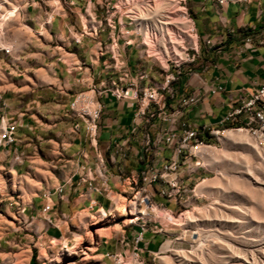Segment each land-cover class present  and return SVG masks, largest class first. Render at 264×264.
Listing matches in <instances>:
<instances>
[{
  "label": "crops",
  "instance_id": "crops-1",
  "mask_svg": "<svg viewBox=\"0 0 264 264\" xmlns=\"http://www.w3.org/2000/svg\"><path fill=\"white\" fill-rule=\"evenodd\" d=\"M85 1L78 2L77 12L86 8ZM232 1L235 3L220 12L217 0H190L199 36L202 39L211 38L214 45L202 44L203 54L191 69L199 77L185 71L173 84L175 95L167 96L166 110L171 112L180 106L183 99L201 94L205 84L221 87L224 92L205 95L197 104L186 107L180 118L181 124L196 128L218 125V130H222L221 120L233 109L228 92L245 89L251 93L264 80V0ZM46 3L51 5V0ZM162 5V9L168 12L177 10H172L173 6L164 1ZM94 8V4L90 6V9ZM154 13L159 15V11ZM195 18L200 20L199 27ZM28 20L36 27L41 26L44 13L38 1L29 7ZM70 28V21L64 15L57 17L46 30L51 34L47 48L21 54L18 62L11 67L0 66V132L11 120L18 121L15 142L0 146V175L9 184V189L6 185L1 190L0 198L10 195L8 209H14L12 223L19 226V230H16L19 234L10 244L18 246L25 253L29 252L25 264H44L41 249L46 251L48 257L53 256L57 252L56 247L68 238L67 233L86 229L83 226L92 228L95 226L93 222L102 218V212H106L110 218L121 200H126L131 194L129 177L138 175L152 156L144 153L143 138L147 133L155 137L160 127L167 126L159 115L137 116L138 104L126 99L119 100L108 93L96 97L104 105L98 140L91 142L84 131L79 135L73 133V126L78 121L70 115V106L76 95L106 82L99 76L102 65L96 60V41L85 39L81 45L73 43L72 50L76 51L74 62H81L83 66L75 67L64 59L59 60V48L68 44ZM71 33L74 34L73 31ZM250 38L252 46L249 47L245 43ZM102 39L106 40V37L102 36ZM120 46L121 49L125 46L127 53L123 59L136 72V48L128 47L124 41ZM45 51L49 53L45 54ZM143 69L150 74V78L141 85L163 84L165 74L155 71L152 66H143ZM2 70L9 75L8 82L3 80ZM40 70L46 72L49 82L38 75ZM225 132L223 139L236 143L249 141L247 132ZM248 134L252 135L250 132ZM207 152L211 164L218 162L217 150L211 148ZM163 154L170 156L168 151ZM38 167L46 168L48 174L38 177L35 172ZM8 177L11 181L15 179L13 190ZM206 182L204 180L203 183ZM162 188L166 189V186H156L155 199L165 204L157 193ZM17 196L29 198L25 202V212L15 207ZM165 205L169 207L173 204ZM169 216L174 219V225L185 224L184 215L182 221L171 214ZM137 231V228L126 230L125 247L119 242L123 233L105 236L100 242L97 240L94 257L102 256L101 261L112 264L108 256L129 253ZM147 234L145 239L148 244L141 243L139 247L145 250L142 254L144 262L153 264L152 253L163 252L170 242L163 244L165 236L162 235V243L152 249ZM53 241L59 242V245L50 246ZM67 246L69 249L70 245ZM11 255V252L1 251L0 264H12Z\"/></svg>",
  "mask_w": 264,
  "mask_h": 264
},
{
  "label": "built area",
  "instance_id": "built-area-1",
  "mask_svg": "<svg viewBox=\"0 0 264 264\" xmlns=\"http://www.w3.org/2000/svg\"><path fill=\"white\" fill-rule=\"evenodd\" d=\"M35 1H38L40 10L44 13L41 29L47 30L51 22L62 15L70 21L68 44L61 45L59 48L60 61L69 58L70 63H73L75 67L83 66L81 62L79 64L74 62L76 51L72 50L73 43L81 45L85 39H90L96 41L98 45L96 60L102 65V73L99 76L104 79L106 84L100 87L92 86L88 91L76 95L70 106V115L78 121L73 126L75 135L84 131L91 142L98 140L104 105L96 97H102L108 93L119 100L126 99L138 104L137 116L154 117L159 115L167 123V126L158 129L155 137L147 133L142 140L144 153L152 154V156L147 166L138 175L129 177L132 191L126 199L128 204L125 215L106 223H99L100 218L93 222L95 226L108 227L119 223L122 229L119 233H123L119 242L123 247L126 244V230L137 228L138 231L131 241V251L129 253H114L108 258L111 259L112 264H146L142 258L145 250L139 245L141 243L148 244L145 239L147 233L152 232L165 236L163 244L168 241L173 242L169 239L172 234L158 220L157 214L159 211H164L173 215L174 211L155 199L156 186H166V189L158 190L160 198L173 204L176 209L183 207L187 209L189 201L192 198H198L195 194L197 186L192 189L191 184L201 180V172L207 171L211 163V157L207 152L214 148L211 140L220 141L225 133L218 131V125L196 128L180 123V118L186 107L197 104L205 95L223 93L224 90L221 87L205 84L201 94L183 99L180 106L171 112L166 110L167 96L175 95L173 84L185 71L189 75L199 77V74L192 72L191 69L196 66L203 54L202 44L212 46L214 43L209 37L202 39L199 36L190 8V0H172V10L176 8L178 14L173 11L174 15L172 14L169 19L158 21L159 26L150 25V28L155 34L157 44L160 36L163 37V54L167 55L173 52L174 60L169 59L167 67L161 68V72L165 74L163 84L143 86L141 82L149 80L150 74L143 69V65H137L135 72L129 62L123 59L127 52L125 46L124 49H121L123 44L121 46L120 44L122 41L127 42L128 47H135L139 51L135 40L140 37L144 40V32L139 28L131 10L137 6L145 8L151 0H86V8L80 12L76 11V7L82 0H51V5L46 3L47 0H28V9ZM234 3L233 1L217 0L220 12H223L229 4ZM93 4L95 8L92 10L90 6ZM187 20H190L191 24L185 27L182 21ZM172 23L177 25L180 39L186 38L191 41L189 49L192 51V55H188V62H180L183 58L176 51L170 49V45L167 44L168 39L165 40L167 33L171 38L170 24ZM132 26H135L136 29H128ZM72 31L74 34L71 33ZM102 36H105L106 40L102 39ZM245 44L249 47L252 46V39L250 38ZM144 45L149 49V53L150 48L146 45L145 40ZM4 50L7 54L11 53L10 48ZM143 54L144 52L141 51L139 59H143ZM228 97L233 109L221 121L229 122V130L254 132V139L259 143L264 142V80L260 87L251 93L241 89L228 92ZM17 127L18 121L11 120L8 125L2 128L0 146L15 142ZM165 151L170 152V156L164 155ZM94 189L99 191L96 187ZM60 191L63 190L60 189ZM14 205L18 211L25 212V202L19 196L15 198ZM132 209L138 216H133ZM73 241L75 240L73 239ZM67 245L62 244V251L67 250L68 252ZM94 246H97V235L92 239V242H84L76 252L69 254L64 262L58 264H83L85 254L89 253L90 248ZM164 254V251L152 253L153 263L156 264L160 261ZM57 255L54 254L51 257L42 258V260H44V264H52ZM79 257L81 258L78 259Z\"/></svg>",
  "mask_w": 264,
  "mask_h": 264
},
{
  "label": "rangeland",
  "instance_id": "rangeland-1",
  "mask_svg": "<svg viewBox=\"0 0 264 264\" xmlns=\"http://www.w3.org/2000/svg\"><path fill=\"white\" fill-rule=\"evenodd\" d=\"M27 1L0 0V34L2 37L0 46L3 45V48H0V66L2 68L4 65V67H11L14 62L17 63L20 55L25 52L42 51V48H47L51 40L49 31L41 29V26H34L27 19ZM162 1L173 6L172 0H151L145 8L137 6L132 9L131 14L136 19L139 28L143 30L144 36L150 33L152 38L155 37L150 25L159 26L158 21L161 20L154 12L162 10ZM174 12L178 14V10ZM174 12L171 11L167 15L171 17ZM195 19L199 27L200 20ZM188 21L190 20L182 21V24L185 27L189 26L190 24L185 23ZM128 29L135 30L136 27L132 26ZM177 29V25L170 24L171 38L167 33L165 40L168 39L167 44L170 45V49L176 51L183 58L180 62H188V55H192V51L189 49L191 41L186 38L180 39ZM144 40L141 37L135 40L139 46V51L136 50L137 64L152 66L155 71L161 72V68L167 67L169 59L174 60L173 52L167 55L165 53L160 58L150 53L151 49L148 53L149 49L144 45ZM163 42V37L160 36L156 48L162 50ZM6 48L11 49L10 54L6 53L4 50ZM141 51L144 52L142 60L139 59ZM44 53L49 52L45 51ZM66 61L70 62L69 58H66ZM2 71L3 80L8 82L9 75H5V71ZM9 72L11 71L9 70ZM38 75L49 82V77L44 70H40ZM0 80H2L1 76ZM10 84H12L11 81ZM12 86L10 85V87ZM250 133L251 136L247 132L249 141L240 143L223 138L220 141L211 140L213 149L219 153L218 162L210 163L207 171L201 172V180L191 184L192 189L197 186L195 194L198 198H192L187 209L184 207L176 209L174 205H169L174 211L173 216L179 221H182L183 215L185 216L184 225H174V219L168 213L158 212V220L173 235L169 238L173 242L168 241L170 243L166 245L165 254L156 264H264V142L259 143L254 139V132ZM46 171V168L40 167L35 170L38 177L47 175ZM9 179L13 190L16 185L15 179L13 181L11 178ZM204 179L207 180L206 183H203ZM6 182L0 175V192L6 185H9ZM4 196L3 199L0 198V252H11L12 262L25 264L29 252L25 253L18 246L10 244L19 234V231H16L19 230V226L12 223L14 209H8L10 195ZM23 200L26 202L29 198ZM124 201L127 203V200ZM162 201L167 203L165 200ZM132 213L137 214L134 209ZM102 218L99 223L113 221L110 218L104 220ZM83 227L86 229L72 230L74 234L67 233L68 238L64 239L60 245L55 241L50 243V246L59 245L55 249L58 254L56 259L61 256L64 262L69 255L67 251H62V244H68L70 248L75 249L79 246L80 241L81 245L86 241L92 242V239L98 235L97 240L100 242L101 236L111 237L122 231L118 223L109 227ZM95 229L96 234H94ZM147 237L151 240L152 249L158 248L164 239L162 235L150 233L147 234ZM91 249L93 250L89 252V258L85 254L83 264H91V262L92 264H106V260L101 261L102 256L94 257L96 246ZM60 251H62L61 254H59ZM63 254L65 255L63 256ZM41 257H48L43 249H41ZM56 259L52 264L61 263Z\"/></svg>",
  "mask_w": 264,
  "mask_h": 264
},
{
  "label": "bare ground",
  "instance_id": "bare-ground-1",
  "mask_svg": "<svg viewBox=\"0 0 264 264\" xmlns=\"http://www.w3.org/2000/svg\"><path fill=\"white\" fill-rule=\"evenodd\" d=\"M227 1H232V0H227ZM167 14H169V12H168V10H164V9H162L160 12H159V15H158V18L161 20V21H166L167 19H169L170 18V16L169 15H167ZM186 24H191V22L190 21H188V22H185ZM0 38H2L1 37V34H0ZM145 39H146V43L148 44V46H149V48L151 49V53H153V54H155V55H157V56H159L160 58H161V56L162 55H165V54H163V52H162V50H159L158 48H156V39H155V37H151V34L150 33H148V34H146L145 35ZM0 48H3V45H1L0 46ZM222 130H218V131H220V132H225V131H227V130H229V122L228 121H222ZM229 131H232V130H229ZM239 132H243V131H239ZM226 133V132H225ZM225 133L222 135V137L225 135ZM230 134H233V132H230ZM236 136V135H235ZM221 137V138H222ZM126 207H127V203H126V201H124V200H121V202L119 203V205H118V208H117V210H116V212H114L112 215H110V219H112L113 221L114 220H116L118 217H121V216H124L125 215V212H126ZM133 210V209H132ZM103 213V215H102V217H103V219L102 220H104V219H106L107 217H108V215H107V213L106 212H102ZM133 214V213H132ZM133 216H137V214H133ZM109 218V217H108ZM135 218V217H134ZM127 223H129V221H127ZM102 230V229H101ZM103 237H105V236H101V239L103 238ZM107 237V236H106ZM81 246V241H80V243H79V246L77 247V248H75V249H72V248H69L68 249V254H72V253H74V252H76L78 249H79V247ZM93 249H91L90 248V251H92ZM67 254V255H68ZM65 254H63V256H64ZM86 256L89 258L90 257V255H89V253H86ZM56 261L57 262H63V259H62V257L60 256V257H58L57 259H56Z\"/></svg>",
  "mask_w": 264,
  "mask_h": 264
}]
</instances>
